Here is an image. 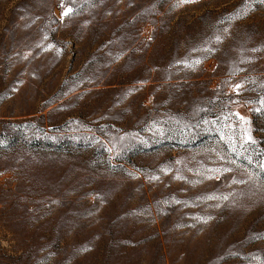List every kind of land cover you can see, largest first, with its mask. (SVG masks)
<instances>
[{
	"label": "rangeland",
	"instance_id": "1",
	"mask_svg": "<svg viewBox=\"0 0 264 264\" xmlns=\"http://www.w3.org/2000/svg\"><path fill=\"white\" fill-rule=\"evenodd\" d=\"M0 264H264V0H0Z\"/></svg>",
	"mask_w": 264,
	"mask_h": 264
},
{
	"label": "snow or ice",
	"instance_id": "2",
	"mask_svg": "<svg viewBox=\"0 0 264 264\" xmlns=\"http://www.w3.org/2000/svg\"><path fill=\"white\" fill-rule=\"evenodd\" d=\"M67 14V13H66Z\"/></svg>",
	"mask_w": 264,
	"mask_h": 264
}]
</instances>
